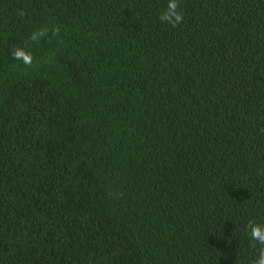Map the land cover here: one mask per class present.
Segmentation results:
<instances>
[{
    "label": "trees",
    "instance_id": "1",
    "mask_svg": "<svg viewBox=\"0 0 264 264\" xmlns=\"http://www.w3.org/2000/svg\"><path fill=\"white\" fill-rule=\"evenodd\" d=\"M168 3L0 0V264H257L264 0Z\"/></svg>",
    "mask_w": 264,
    "mask_h": 264
},
{
    "label": "clouds",
    "instance_id": "2",
    "mask_svg": "<svg viewBox=\"0 0 264 264\" xmlns=\"http://www.w3.org/2000/svg\"><path fill=\"white\" fill-rule=\"evenodd\" d=\"M176 9H177L176 0H169L167 10L164 12L161 19L168 20L170 22H179L181 20V16L176 11ZM42 35H44L43 32L35 33L32 36V39H36L38 36H42ZM14 58L18 60L22 58L25 64H31L32 62L31 54L24 55L19 50L14 53ZM251 235L254 240L259 241L261 247H264V230H262L261 227L259 226L253 227ZM257 264H264V252L260 254Z\"/></svg>",
    "mask_w": 264,
    "mask_h": 264
}]
</instances>
